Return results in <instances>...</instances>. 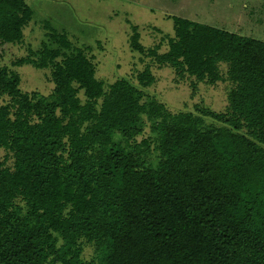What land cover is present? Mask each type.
<instances>
[{
	"label": "trees",
	"instance_id": "1",
	"mask_svg": "<svg viewBox=\"0 0 264 264\" xmlns=\"http://www.w3.org/2000/svg\"><path fill=\"white\" fill-rule=\"evenodd\" d=\"M34 17L0 0V43L21 44ZM171 18L167 52L136 27L132 48L197 82L224 81L227 64L225 112L172 113L125 78L106 87L47 20L48 40L12 67L51 70L49 96L0 66V264H264V41Z\"/></svg>",
	"mask_w": 264,
	"mask_h": 264
},
{
	"label": "rangeland",
	"instance_id": "2",
	"mask_svg": "<svg viewBox=\"0 0 264 264\" xmlns=\"http://www.w3.org/2000/svg\"><path fill=\"white\" fill-rule=\"evenodd\" d=\"M35 11L34 20L25 28L21 44L0 43V66L17 71L22 79L20 89L25 93L38 92L49 96L54 89L51 70L33 66L12 67V62L37 52L47 41L44 20L59 32H67L75 45L86 50L96 68V77L108 87L125 78L144 90L146 95L165 104L172 113L192 112L196 107H208L225 112L233 84L227 80L228 65L219 64L224 81L214 84L181 77L168 65H160L152 57L135 51L131 46L132 27L140 34L146 48L159 46V53L169 50V39L175 36L171 17L228 30L264 41V0H25ZM34 58V57H33ZM149 68L154 83L143 88L138 74ZM83 97L82 94H80ZM9 102L0 94V105ZM151 136L147 122L139 142ZM6 155L0 150V158ZM11 164V162H10ZM83 258L94 256V247L83 243Z\"/></svg>",
	"mask_w": 264,
	"mask_h": 264
}]
</instances>
